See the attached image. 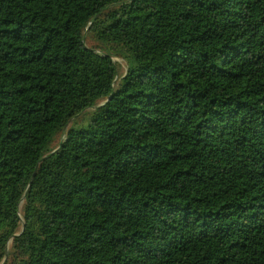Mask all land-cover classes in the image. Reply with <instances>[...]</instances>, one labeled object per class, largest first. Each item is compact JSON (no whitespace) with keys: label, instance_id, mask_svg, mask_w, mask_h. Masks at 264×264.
<instances>
[{"label":"trees","instance_id":"trees-1","mask_svg":"<svg viewBox=\"0 0 264 264\" xmlns=\"http://www.w3.org/2000/svg\"><path fill=\"white\" fill-rule=\"evenodd\" d=\"M6 250L264 264V0H0Z\"/></svg>","mask_w":264,"mask_h":264},{"label":"water","instance_id":"water-1","mask_svg":"<svg viewBox=\"0 0 264 264\" xmlns=\"http://www.w3.org/2000/svg\"><path fill=\"white\" fill-rule=\"evenodd\" d=\"M94 18H95V17H94ZM94 18L92 19V21L94 20ZM84 38H85V33H84ZM70 121H71V119H70V120L66 123V125L64 126L63 131H62V135L64 134V132H65V130H66L68 124L70 123ZM55 150H56V149H55ZM43 158H44V157H43ZM43 158H42V159H43ZM34 176H35V170H34L32 176H31V179H30V181H29V184H28V186H27L26 191L29 189V187H30V185H31V182H32ZM26 191H25V192H26ZM21 202H22V200L20 201V203H21ZM22 229H23V227H22ZM18 234H20V233H17V234H15L14 236H16V235H18ZM6 258H7V250H6V253H5L4 259H3V261H2L1 264L4 263V261L6 260Z\"/></svg>","mask_w":264,"mask_h":264},{"label":"rangeland","instance_id":"rangeland-1","mask_svg":"<svg viewBox=\"0 0 264 264\" xmlns=\"http://www.w3.org/2000/svg\"><path fill=\"white\" fill-rule=\"evenodd\" d=\"M88 43L90 44V42L88 41ZM114 61H116V63L118 64V73L119 74H123L126 70V63L122 58L119 57H115Z\"/></svg>","mask_w":264,"mask_h":264}]
</instances>
